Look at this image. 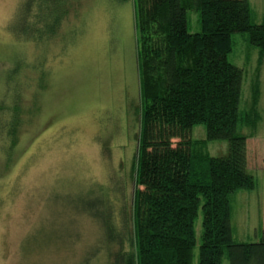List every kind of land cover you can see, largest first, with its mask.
Returning <instances> with one entry per match:
<instances>
[{
    "label": "rangeland",
    "instance_id": "1",
    "mask_svg": "<svg viewBox=\"0 0 264 264\" xmlns=\"http://www.w3.org/2000/svg\"><path fill=\"white\" fill-rule=\"evenodd\" d=\"M21 2L0 0V103L7 109L15 100L22 104L12 149L9 121L0 119V264H81L98 246L91 264H105L103 218L85 208L106 197L112 213L123 204H111L118 188L120 196L127 193L128 211L132 207L135 184L128 182L142 106L136 4L71 0L59 34L37 44L19 40L9 28ZM250 4L253 21L262 23L264 0ZM197 17L189 12L192 32L200 30ZM233 40L228 58L245 68L241 106L247 110L259 80L261 113L248 139V168L257 185L232 195L233 235L239 242L258 241L264 231V59L259 68V49L247 33L236 32ZM17 61L19 70L6 82ZM192 137L206 138V125L196 124ZM207 146L214 156L229 151L226 139ZM202 219L201 210L193 264H199ZM223 264H230L226 257Z\"/></svg>",
    "mask_w": 264,
    "mask_h": 264
},
{
    "label": "trees",
    "instance_id": "2",
    "mask_svg": "<svg viewBox=\"0 0 264 264\" xmlns=\"http://www.w3.org/2000/svg\"><path fill=\"white\" fill-rule=\"evenodd\" d=\"M133 1L142 41L141 129L128 182L135 184L133 203L128 211L127 193L123 189L120 196L118 188L120 197L111 204H123L112 213L106 197L85 208L103 218L102 242L109 243L105 264H193L201 210L199 264H223L225 257L230 264H264V231L258 241L239 242L232 225V195L257 185L248 168V139L261 120L260 82L253 84L245 110V68L228 58L233 34L247 33L249 43L259 49L260 68L264 21H253L250 0ZM70 2L22 0L9 28L19 40L49 42L67 19ZM189 12L198 14L200 30L189 29ZM19 64L7 70L6 82ZM21 111L19 100L8 109L0 103V119L9 121L10 149L18 141ZM200 123L206 125L203 140L192 137ZM214 139L228 140L227 154L209 152L208 141ZM96 248L81 264H91Z\"/></svg>",
    "mask_w": 264,
    "mask_h": 264
}]
</instances>
